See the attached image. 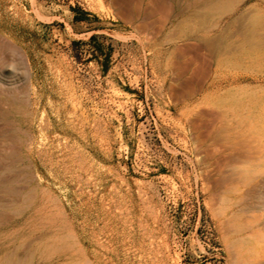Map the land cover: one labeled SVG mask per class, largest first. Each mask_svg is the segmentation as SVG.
Listing matches in <instances>:
<instances>
[{
	"label": "rangeland",
	"instance_id": "obj_1",
	"mask_svg": "<svg viewBox=\"0 0 264 264\" xmlns=\"http://www.w3.org/2000/svg\"><path fill=\"white\" fill-rule=\"evenodd\" d=\"M238 1L198 85L111 0H0V264H264V0Z\"/></svg>",
	"mask_w": 264,
	"mask_h": 264
},
{
	"label": "crops",
	"instance_id": "obj_2",
	"mask_svg": "<svg viewBox=\"0 0 264 264\" xmlns=\"http://www.w3.org/2000/svg\"><path fill=\"white\" fill-rule=\"evenodd\" d=\"M216 1L230 0H111L112 34L127 35L158 52L154 58L161 60L166 69L162 73L172 76L173 82L199 85L207 75L206 68L198 66L199 55L205 59L206 44L214 49L222 41L219 22L238 17L240 9L238 0L215 9Z\"/></svg>",
	"mask_w": 264,
	"mask_h": 264
}]
</instances>
